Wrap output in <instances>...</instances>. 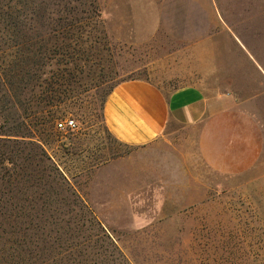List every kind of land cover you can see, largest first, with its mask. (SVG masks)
I'll list each match as a JSON object with an SVG mask.
<instances>
[{
  "label": "rangeland",
  "instance_id": "rangeland-1",
  "mask_svg": "<svg viewBox=\"0 0 264 264\" xmlns=\"http://www.w3.org/2000/svg\"><path fill=\"white\" fill-rule=\"evenodd\" d=\"M96 4L101 20L80 27L77 48L48 53L58 118L55 135L43 139L122 258L96 243V225L91 242L103 243L107 264H264V159L248 172L224 173L202 156L196 128L169 125L136 146L104 121L107 96L125 80L148 79L168 93L183 83L205 81L213 91L228 89L232 76L251 86L252 73L263 78L250 56L264 69V0ZM68 118L74 130L56 128Z\"/></svg>",
  "mask_w": 264,
  "mask_h": 264
},
{
  "label": "trees",
  "instance_id": "trees-1",
  "mask_svg": "<svg viewBox=\"0 0 264 264\" xmlns=\"http://www.w3.org/2000/svg\"><path fill=\"white\" fill-rule=\"evenodd\" d=\"M100 16L96 0H0V264H107L98 240L122 258L43 146L58 118L48 53L76 49L80 27Z\"/></svg>",
  "mask_w": 264,
  "mask_h": 264
},
{
  "label": "crops",
  "instance_id": "crops-1",
  "mask_svg": "<svg viewBox=\"0 0 264 264\" xmlns=\"http://www.w3.org/2000/svg\"><path fill=\"white\" fill-rule=\"evenodd\" d=\"M250 59L263 76L252 73V86L237 83L232 74L228 89L214 85L213 91L205 81L183 83L168 93L148 79L122 81L105 100L106 126L118 140L136 146L154 142L169 125L196 128L209 165L224 173L248 172L264 159V69Z\"/></svg>",
  "mask_w": 264,
  "mask_h": 264
},
{
  "label": "built area",
  "instance_id": "built-area-1",
  "mask_svg": "<svg viewBox=\"0 0 264 264\" xmlns=\"http://www.w3.org/2000/svg\"><path fill=\"white\" fill-rule=\"evenodd\" d=\"M77 127V123L74 119L68 118L64 121L57 123V128L60 130H74Z\"/></svg>",
  "mask_w": 264,
  "mask_h": 264
}]
</instances>
